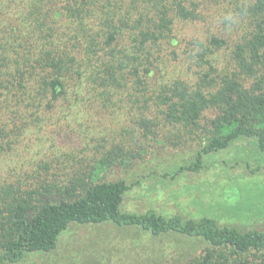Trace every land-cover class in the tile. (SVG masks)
I'll return each mask as SVG.
<instances>
[{
  "label": "trees",
  "instance_id": "1",
  "mask_svg": "<svg viewBox=\"0 0 264 264\" xmlns=\"http://www.w3.org/2000/svg\"><path fill=\"white\" fill-rule=\"evenodd\" d=\"M63 121L95 127L88 148L44 151L30 170L0 167V264L52 252L72 226L106 224L143 235L129 264H264V231L124 212L142 179L102 176L140 164L157 130L176 148L198 147L162 175L171 181L240 139L264 152V0H0V162ZM109 122L119 142L101 132ZM167 236L191 244L146 252Z\"/></svg>",
  "mask_w": 264,
  "mask_h": 264
},
{
  "label": "rangeland",
  "instance_id": "2",
  "mask_svg": "<svg viewBox=\"0 0 264 264\" xmlns=\"http://www.w3.org/2000/svg\"><path fill=\"white\" fill-rule=\"evenodd\" d=\"M184 26H178L180 34L194 32L193 28ZM92 113L98 118L108 117L101 110ZM77 123L75 121L71 124L73 126H68V122L63 121L37 131L39 136L35 133L25 139L19 146L21 151H15L13 156L1 161L0 167L19 165L30 170L44 158V151H84L88 148V139L95 127L84 132L85 128L76 129ZM104 126L108 128H101V132L111 130L116 136V126L110 122ZM164 131L167 130L163 128ZM136 132L135 137L140 139L142 133ZM157 132L161 136L154 139L149 137L146 141L140 164L127 169L117 166L102 174L109 181L142 179L140 186L126 195L122 211L143 213L153 209L163 216L182 215L192 219L210 217L221 225L264 231V152L259 150L255 139H240L226 150L209 154L204 157L205 167L201 172H184L171 181L162 175L192 162L198 147L195 143H188L176 148L170 144L166 134L162 135L161 130ZM116 137L119 142V134ZM89 150L88 154L92 155L95 149ZM153 171L160 176L151 175ZM142 237L133 228H119L113 224L72 226L60 237L55 250L29 256L20 264H129L133 261L132 254L136 252L132 245L143 240ZM149 241L150 248H146V252L163 244L176 245L185 252V248L191 244L190 241L169 236ZM164 253H167V257L178 255L168 248ZM152 255L161 262L167 258L160 256L158 250Z\"/></svg>",
  "mask_w": 264,
  "mask_h": 264
}]
</instances>
